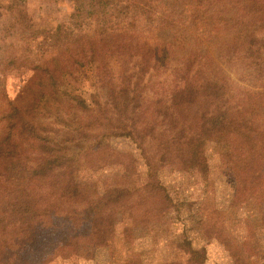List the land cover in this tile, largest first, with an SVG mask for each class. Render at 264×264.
<instances>
[{"label":"rangeland","instance_id":"obj_1","mask_svg":"<svg viewBox=\"0 0 264 264\" xmlns=\"http://www.w3.org/2000/svg\"><path fill=\"white\" fill-rule=\"evenodd\" d=\"M58 31L67 41L52 40ZM82 36L76 46L100 52L75 56L100 63L72 85L85 112L69 110L48 74L39 90L31 70ZM27 83L47 94L30 127L59 159L45 181L27 143L7 159L16 171L1 178L0 198L17 217L7 231L20 234L0 251L21 257L42 227L41 238L66 244L48 264H264V180L254 179L264 177V0H0V108ZM238 118L245 128L226 134ZM71 170L98 206L67 196L53 214L49 193L60 196Z\"/></svg>","mask_w":264,"mask_h":264},{"label":"trees","instance_id":"obj_2","mask_svg":"<svg viewBox=\"0 0 264 264\" xmlns=\"http://www.w3.org/2000/svg\"><path fill=\"white\" fill-rule=\"evenodd\" d=\"M83 38H84L83 36L75 37L72 40L65 43L64 46L60 48V49H63L61 56L60 57L55 56L51 60L48 59L46 66H45L44 61H42V59L36 60L33 64L34 68L31 70L33 71L32 80L34 81L32 82V84L36 83L39 90H41L42 88H45V85L43 84V82L45 83L46 78L44 81V76L45 74H48L47 78L51 80L52 82V85L50 86V88H54L56 87V85L63 87V92H64L63 95L69 98V102H68L69 110L77 108L78 110H82V112H85L88 108H90L88 104V100L86 96H84L85 92H83L84 90L81 89V87H76V86L73 87L74 86L73 84L74 83L79 84L81 82L80 80L81 77H84L81 74L84 73L85 75L86 71L90 74L89 77L93 79L94 69L100 63L95 64L94 61H92L91 59L89 64L86 66L83 62L82 63L78 62L75 56L79 52V50H81V53H80L81 55H84L86 52L90 54L95 53L98 55L100 52H99V49L97 48L98 46L97 47L93 46L92 43H90L89 51L84 50L83 46L81 47V45L76 46L77 43H81L83 41ZM52 40L56 42L59 41V43H61L62 41L64 42L67 41V37L62 38L61 31H58V33L55 36H53ZM85 41L87 40L84 39V42ZM52 48L55 49V45L52 46ZM104 50H105L104 59H106L107 61L114 59V56L112 55L110 56L109 52L106 49ZM111 84H113V82H111ZM30 86H31V83L30 84L27 83L24 88V91L22 90L25 94V97L27 95L29 98L22 97L23 94H21L22 93L21 91L16 101L11 102L10 100H6L5 103H3L1 107L2 109L0 108V180L1 178L7 177L10 171L12 172L16 171L14 170L15 162H12V164H10V161L7 162V159L12 158L11 155L13 154L14 156L22 157L28 151V150L25 151L23 147L24 142L27 143L28 147L30 148L28 153H31V155H34L33 159L35 160V163H37V164H34V167H33L35 169V172H37L35 176H39L38 178H41L44 181H45L46 176L48 175L50 176V173H53L55 171L54 165L59 159V157L55 156V154L48 148L50 146L47 144V142L41 139V137L38 134V131L30 127L31 124L28 121V119L32 118V116H34L35 113L39 111L40 112L44 111L43 109L45 107V106H42V105L40 106L39 104H37V100H36L37 96H40L38 100L40 101V99H42L43 97L47 95V94L45 95V94L36 93L32 96L31 94H29V92L31 91ZM28 101H30V103L27 104ZM59 108H61V105L58 104L56 109L58 110ZM60 111H61L60 113L63 112L67 116V112H64L62 110ZM58 118L61 121V119L63 118V114H61V116H58ZM239 119L241 118L231 120L233 122L235 121L236 122L230 126L231 130L227 129L225 131L226 134H230L233 137H235L242 132L241 129L245 127L242 125L243 119L241 120ZM247 142L250 143L249 146L252 148L256 140L253 137H250L247 140ZM247 142H246V145H247ZM189 147L191 151H193V153L191 154L192 159L190 160L191 164L200 165L201 164V161L199 160L200 152L196 149L197 146L189 145ZM19 161H21V159H19ZM8 166H10L9 169H8ZM72 171L74 170L67 172V176L65 178V186L63 188L64 190H61V192H59V194L61 193L60 196H58L57 188L55 186H54L55 190L52 189L51 193H49V196L52 199L49 202L50 204L49 210L53 214L58 215L57 210H56V206H58L56 204L57 203L56 200L58 199V201H60L62 199H65L67 196L86 199V203L90 207H96L97 205L95 201H97L98 199L95 198V199L89 200L90 197L85 195L84 192H83L84 195L80 197L82 195L81 194L82 189H81V186H79V184L77 183L76 176ZM158 171H160V169ZM157 174L159 175V172ZM263 178H264L263 176L257 175L255 176L254 179L255 180L259 179L260 182H263L264 180ZM253 186H254V189L257 188V186H255V183H253ZM165 192H167L166 189H165ZM132 194H134L133 195L134 198H135V195L138 194L140 195L139 199H142L141 198L142 195L139 192L135 191V192H132ZM57 196L59 198H57ZM168 196L171 198V192ZM169 197H166V200L167 201L169 200L170 202H172ZM68 199H73V198H67L65 200H68ZM62 216H65L66 219L74 217V215H70L66 213L62 214ZM16 219L17 217L14 212L13 204L11 202H6L4 200H1L0 198V241L2 239H5L4 243H6L7 238H18V235L20 233H16V231H11V230L7 231V229L10 226L12 228V226L17 223ZM204 222L205 221L203 219L200 222V226H204L205 224ZM205 226L208 227V225H205ZM41 232H42V227H39V229L37 228V230L33 231L31 238L26 240L19 246L17 251L22 253L21 257H20L21 255L20 253H16L15 255H13L12 252L10 253L6 249L5 251L1 250L0 251V263L7 264V262L10 261L13 258V256H15L19 260L17 264H48L49 259L52 258L51 255H53L55 251L59 249L60 245L63 246L66 244L63 241H59V240H48V239L41 238V235H40ZM31 240H32V243L36 240H40L41 242L38 245H32V244L30 245L29 242ZM16 241H19V240H16ZM178 245L180 244L178 243ZM189 247L191 246L189 245ZM185 258L190 260V262L192 263L197 262V261L200 262L201 260L199 257H197V255L194 252H191L190 254L189 253L186 254Z\"/></svg>","mask_w":264,"mask_h":264}]
</instances>
